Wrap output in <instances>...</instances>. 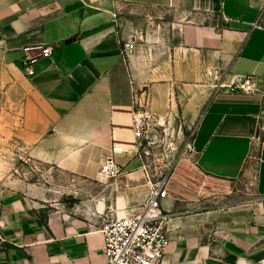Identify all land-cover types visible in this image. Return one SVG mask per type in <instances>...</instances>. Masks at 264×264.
Returning <instances> with one entry per match:
<instances>
[{"label":"crops","instance_id":"crops-1","mask_svg":"<svg viewBox=\"0 0 264 264\" xmlns=\"http://www.w3.org/2000/svg\"><path fill=\"white\" fill-rule=\"evenodd\" d=\"M128 13L137 26L154 16L161 26L124 27ZM258 21L263 29L252 28ZM124 42L134 43L128 56ZM41 46L52 47L50 58ZM27 53L33 76L21 67ZM0 57L24 100L21 146L72 177L69 203L22 180L0 189V264H105L101 229L138 213L150 194L131 119L141 89L158 118L176 114L174 105L197 116L196 168L231 184L194 202L162 201L170 218L162 264H261L264 0H0ZM234 76H252L256 92L218 89ZM109 156L121 169L113 179L99 175ZM249 173L254 193L232 186ZM218 193L226 203L202 205Z\"/></svg>","mask_w":264,"mask_h":264},{"label":"rangeland","instance_id":"rangeland-1","mask_svg":"<svg viewBox=\"0 0 264 264\" xmlns=\"http://www.w3.org/2000/svg\"><path fill=\"white\" fill-rule=\"evenodd\" d=\"M137 19L136 16L128 13L122 26L154 30H158L157 27L161 26L158 24L161 22L158 16L152 17L144 26H137V23H142ZM158 35L156 37L160 39ZM12 85L0 57V189L17 190L18 182L22 180L26 183L40 184L41 187L51 190L50 192L59 195L64 202L69 203V199L62 194H66V188L72 181V177L49 165L36 162L20 144L17 135L24 115V100ZM137 93L142 98L145 96L143 99H147L145 89ZM174 108L176 114L171 115L169 112L166 117H156L157 126L154 132L140 147L143 162L148 167L152 180L155 182L166 180L168 195L176 200L186 199L191 202L193 198L205 195V192H224L231 184L225 186L220 181L203 176L196 168L193 151L188 148L198 123L197 116L178 114L179 111L177 112L175 105ZM245 176L239 183H234L232 186L242 187L252 194L255 189L253 176L251 173L248 177ZM218 194V197L210 202L205 201L202 205L226 203L228 199ZM194 208L191 205L185 210Z\"/></svg>","mask_w":264,"mask_h":264},{"label":"built area","instance_id":"built-area-1","mask_svg":"<svg viewBox=\"0 0 264 264\" xmlns=\"http://www.w3.org/2000/svg\"><path fill=\"white\" fill-rule=\"evenodd\" d=\"M253 29H263L260 22L253 24ZM134 48L133 42H124L122 54L128 56ZM40 51L42 58H50L51 46L34 48ZM30 49H27L29 52ZM36 59L29 53L21 61V67L25 74L33 76V65ZM218 89L225 93L241 92L253 94L256 92L255 81L252 76H234L228 84L221 83ZM132 126L134 138L139 149V157L142 159L140 147L147 141L157 126V118L151 112L147 101L133 92ZM188 148L193 151L191 144ZM145 177L149 183L150 194L148 201L136 214L116 218L108 222L101 229L104 236L103 254L105 264H162L168 245L167 226L169 215L162 209V201L168 198L167 181H153L148 167L143 162ZM121 169L115 164L112 157H107L100 168L99 175L105 179L116 178ZM4 220L0 199V251L5 243L2 231ZM264 264V259L261 260Z\"/></svg>","mask_w":264,"mask_h":264}]
</instances>
